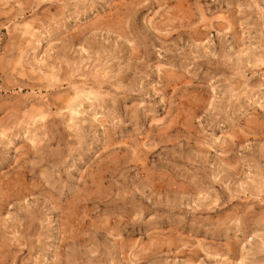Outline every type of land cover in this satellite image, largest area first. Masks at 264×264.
<instances>
[{"label": "rangeland", "instance_id": "obj_1", "mask_svg": "<svg viewBox=\"0 0 264 264\" xmlns=\"http://www.w3.org/2000/svg\"><path fill=\"white\" fill-rule=\"evenodd\" d=\"M0 264H264V0H0Z\"/></svg>", "mask_w": 264, "mask_h": 264}]
</instances>
